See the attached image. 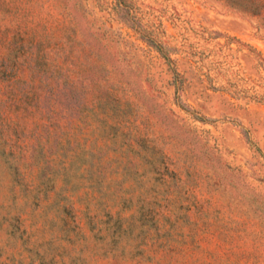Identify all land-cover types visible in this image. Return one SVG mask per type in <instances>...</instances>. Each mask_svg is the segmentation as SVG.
I'll return each instance as SVG.
<instances>
[{"label": "rangeland", "instance_id": "obj_1", "mask_svg": "<svg viewBox=\"0 0 264 264\" xmlns=\"http://www.w3.org/2000/svg\"><path fill=\"white\" fill-rule=\"evenodd\" d=\"M0 264H264V0H0Z\"/></svg>", "mask_w": 264, "mask_h": 264}]
</instances>
